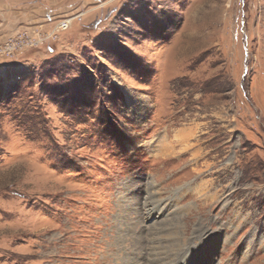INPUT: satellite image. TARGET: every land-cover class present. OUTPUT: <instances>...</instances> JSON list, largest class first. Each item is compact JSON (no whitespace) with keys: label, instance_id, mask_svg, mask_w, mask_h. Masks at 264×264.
I'll return each mask as SVG.
<instances>
[{"label":"rangeland","instance_id":"obj_1","mask_svg":"<svg viewBox=\"0 0 264 264\" xmlns=\"http://www.w3.org/2000/svg\"><path fill=\"white\" fill-rule=\"evenodd\" d=\"M0 4V264H264V0Z\"/></svg>","mask_w":264,"mask_h":264},{"label":"crops","instance_id":"obj_2","mask_svg":"<svg viewBox=\"0 0 264 264\" xmlns=\"http://www.w3.org/2000/svg\"><path fill=\"white\" fill-rule=\"evenodd\" d=\"M0 5H2L3 8H6L5 11H0V40H2L5 36L9 35V33H13L21 27H18V23H27V21L30 22L31 19L29 18V15L25 12L27 10L26 8L20 10L19 8H15L13 5Z\"/></svg>","mask_w":264,"mask_h":264},{"label":"built area","instance_id":"obj_3","mask_svg":"<svg viewBox=\"0 0 264 264\" xmlns=\"http://www.w3.org/2000/svg\"><path fill=\"white\" fill-rule=\"evenodd\" d=\"M66 23H61L59 29L66 28ZM35 43V40H30L29 37H26V32L18 33L16 37H8L5 39L4 44L0 47V54H12L17 48H22L26 46H32Z\"/></svg>","mask_w":264,"mask_h":264},{"label":"bare ground","instance_id":"obj_4","mask_svg":"<svg viewBox=\"0 0 264 264\" xmlns=\"http://www.w3.org/2000/svg\"><path fill=\"white\" fill-rule=\"evenodd\" d=\"M68 26V25H67Z\"/></svg>","mask_w":264,"mask_h":264}]
</instances>
